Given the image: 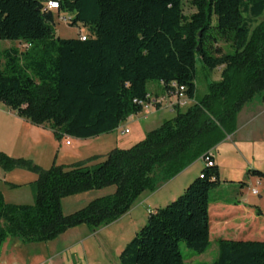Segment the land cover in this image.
I'll return each instance as SVG.
<instances>
[{"label": "trees", "instance_id": "trees-1", "mask_svg": "<svg viewBox=\"0 0 264 264\" xmlns=\"http://www.w3.org/2000/svg\"><path fill=\"white\" fill-rule=\"evenodd\" d=\"M46 1L0 0V102L19 117L49 127L59 140L87 139L141 113L151 100V80L167 91L175 88L172 82L185 87L194 103L93 165L88 161L96 156L44 169L0 151L3 168L38 174L29 183L32 204L8 202L0 191V247L9 239L47 242L82 224L96 230L117 221L145 192L156 191L232 135L248 102L259 95L264 104V20L258 22L264 0H190V14L185 0H56L71 25L87 27L85 40L80 33L57 36ZM7 40L31 46L2 48ZM198 59L210 71L223 67L222 78L209 82L200 100ZM212 158L183 194L150 212L122 250L120 264H186L182 244L197 253L209 248L210 195L221 182ZM249 174L264 176L258 169ZM110 186L114 192L63 212L64 198ZM257 213L264 214L259 207ZM217 240L212 264H264V238Z\"/></svg>", "mask_w": 264, "mask_h": 264}, {"label": "rangeland", "instance_id": "rangeland-1", "mask_svg": "<svg viewBox=\"0 0 264 264\" xmlns=\"http://www.w3.org/2000/svg\"><path fill=\"white\" fill-rule=\"evenodd\" d=\"M189 1L185 0L186 14L195 11V8L190 5ZM70 16L67 12L54 11V22H51L50 25L57 36L71 38L79 36L80 30H83L84 33L88 32L87 27L81 23L71 25L68 21ZM262 20H264V16L260 17L258 22ZM18 43L7 40L2 43V48H6L11 44V46H18L24 49V46H20ZM222 69L223 67H219L214 71H210L204 67L200 59L197 60L196 100H200L208 92L209 82L222 78ZM148 90L150 94H156L163 92L164 87L160 81L151 80L148 83ZM163 102L162 100L158 104L156 103L153 108H144V111L148 112H145L146 114L142 113L140 119L136 122L129 123L131 132L126 133L122 131L125 125L121 124L118 129L112 132L87 139L65 136L59 140L55 136V138L49 136V127L45 126L43 128V126H37L17 115L21 119L19 126L10 123L11 121L8 119L3 120V122H6L0 124V151L15 158L30 159L34 164H38L44 168H50L55 163L57 165L72 164L93 156L96 157L91 158L88 164H97L105 160L108 153L114 148H124L123 144L132 141L134 138L136 139L139 129L144 132L153 130L159 127L165 120L175 116L177 108L185 110L191 103H194L189 101L187 105H180L172 103V100L168 103L167 100L165 103L168 105L164 104L166 105L164 109L174 108V111L164 110L162 112L151 113L154 108H158V105L163 106ZM263 105L258 95L253 101L248 102L244 108L247 106L250 108L263 107ZM0 108L4 111L2 113L3 116L5 114V116L12 118V116H9L10 111H12L11 108L1 102ZM13 115L16 117L14 112ZM4 128H6L5 132ZM247 132L248 130L242 129L237 138H241ZM248 133L252 134V131ZM254 135L264 138V124L261 121H259V130ZM67 140L70 141L69 144ZM137 140L140 141V139ZM215 155L220 164L221 182L211 191V204L217 203V200H228L232 205H236V201L242 197L240 190L243 189L244 196L250 198V204L246 203V206L249 209H255V217L257 219L241 218L240 222L248 225V227L256 226L262 228L264 214L258 215L257 208H261L264 212V179L249 174V168L253 169V167L251 165H245L246 162L244 160L231 163L227 159V154H223L221 149L215 150ZM256 164H259L260 168L264 171V162H257ZM205 165L206 163L201 157L187 168L188 170L183 176L177 178L180 180H174L175 182H172V184H165L154 192H145L147 194L140 197L129 211L122 216L121 220L111 226H104L92 230L86 224H82L81 226H77L78 228H70L76 230H70L64 236H59L60 238L58 237L47 242L24 243L19 241V244L16 245L17 239L7 240V242L11 243L10 251L15 250V259H13L12 263L14 262L15 264V261H20L19 258H22L27 264H51L50 258L59 250L62 251L63 256L57 259V262L61 261L59 264H120L122 250L147 223L150 212L166 206L183 194L184 189L178 188L179 183L186 178L193 179L198 177ZM37 176V173L31 169L21 167L14 170H7L0 164V190L4 193L8 202L32 204L34 199L29 183L34 181ZM5 181L17 183L20 186L11 188ZM241 182H245L243 187H241ZM254 188L258 189L259 194L252 192ZM114 191L115 186H110L68 196L63 199V212L67 215L71 214L86 206L90 201ZM237 203L239 205L240 201H237ZM237 218H239L238 215H232L230 220L233 222ZM124 228L128 229V233L122 236V230ZM262 236H264V232H261V235L257 238H264ZM4 244L0 247V255ZM182 251L186 258V264H212L219 255L218 240L213 236L211 245L203 253H197L186 248L184 244H182Z\"/></svg>", "mask_w": 264, "mask_h": 264}, {"label": "crops", "instance_id": "crops-1", "mask_svg": "<svg viewBox=\"0 0 264 264\" xmlns=\"http://www.w3.org/2000/svg\"><path fill=\"white\" fill-rule=\"evenodd\" d=\"M54 11L55 10H53V12ZM3 42L4 41H2V43ZM9 46H11V44H9L7 47H9ZM150 97H152L151 99H153V100L162 99L164 101L163 106L159 105L158 108H154L151 111V113L152 112L157 113V112H162L164 110H167V109H164V108H166V105H168L165 102H167V100H168V103H169V101L174 99L170 95L169 91H167V90H164L163 92L156 93V94H150ZM189 101L194 102V100H189ZM189 101H187L184 105L189 104ZM164 104H166V105H164ZM167 111H170V112L174 111V108H168ZM13 112L16 114V112L14 110L10 111V114H9V116H12V118H13V120H12L11 117H7V116H5V114L3 116L2 113H4V111H3V109L0 108V124L5 123L6 121L3 122V120L8 119L9 121H11L10 123H13V124L19 126L21 119H19V117H17V114L15 117L13 115ZM142 113H143V111L141 113L130 116L128 118V120L123 123L125 126H124L122 131L125 132V129L128 128L129 132H131V128L129 127V123L136 122L138 119H140V115ZM9 118H11V119H9ZM259 121H261V123L264 124V105H263V107L259 106V107L250 108L249 106H247V107L243 108V110L239 113V115L237 117V130L232 135H229L223 142H221L219 145H217L211 151L213 156H214L215 162L219 166V169H220V164H219L218 160L216 159L215 150L221 149L223 151V154H227V156H228L227 159L229 160V162H231V163L235 162L236 163V162H241L244 160L246 162L245 165H251V167H253V169H258V170L263 171L260 168L259 164H256L257 162L258 163L264 162V138H262L261 136L257 137L256 135H254V133L259 130ZM3 127H4V125H3ZM43 128H45V126H43ZM242 129H244L246 131L248 130V132L252 131V134L247 132V133L243 134L241 136V138H237V136L240 134V131ZM5 130H6V128H4V132H5ZM48 132L47 133L49 134V136H52V137L55 136L51 129H49ZM146 133L147 132H144L141 129H139V131L137 133L138 136L136 137V139L134 138L132 141L127 142L126 144H123V147L124 148L131 147L132 145H134L133 143L138 141L137 139L142 140L145 137ZM67 141H69V140H67ZM44 169H48V168H44ZM249 169H251V168H249ZM187 170L188 169H186L184 172L179 174L178 177L173 178L172 180H170L169 182H167L165 184H172V182H175L174 180H180L177 178H180L181 176H183V174H185V172H187ZM37 177H36V179H37ZM258 177L260 179H264V176L263 177L258 176ZM193 179H191V178L183 179L184 181L179 183L178 188H182L185 190V188L188 186V184L190 182L193 181ZM5 183L8 184L11 188H17V187L12 186V184H17V183L9 182V181H5ZM165 184H163L162 186H164ZM240 192L242 193V197L237 200L238 202L240 201L239 205H232V204H230V202L228 200H217V203L211 204V206H210L211 239L213 236H215L216 239H218L220 237L256 238L259 235H261V232L262 233L264 232V224H263L262 228H259L256 226L248 227V225L240 222L241 218H243V219L251 218L254 220L257 219V217H255V209H249L246 206V203L250 204V202H249L250 198L244 196L243 189H241ZM145 194H147V193H144L142 196H144ZM257 194H259V192ZM171 197H174V196H171ZM5 199H6V197H5ZM13 203H22V202H13ZM262 212H263V210H262ZM232 215H238L239 218H237L235 221L231 222L230 217ZM121 218L118 219L117 221L105 226V227L111 226L112 224L119 222V220H121ZM70 230H76V229H68L66 232H69ZM66 232L61 234L60 236H64L65 234H67ZM127 233H128V229L124 228L122 230V236L126 235ZM262 237H264V236H262ZM19 241L20 240L17 239V243H15V244L16 245L19 244L18 243ZM10 244L11 243H9V242H6L4 244V246L2 248L1 255H0V264H14V262L12 263V261H13V259H15L14 258L15 250L13 249L12 251H10L11 250ZM121 249H123V248H121ZM62 257H63L62 251L57 250V252L50 258L51 264H59V262H61V261L57 262V259L62 258ZM19 260L20 261H15V264H17V263L27 264V262L25 263V261L22 258H19Z\"/></svg>", "mask_w": 264, "mask_h": 264}, {"label": "built area", "instance_id": "built-area-1", "mask_svg": "<svg viewBox=\"0 0 264 264\" xmlns=\"http://www.w3.org/2000/svg\"><path fill=\"white\" fill-rule=\"evenodd\" d=\"M44 6H45V9H48V10H58L59 2L56 0H47L45 2ZM70 19H71V17L68 18V20H70ZM80 38L83 40H85L87 38V35L82 30L80 31ZM23 46H24V48H29L31 46V44L25 43ZM171 85L175 87L174 89L169 90L170 95L174 98L172 100V103L184 105L187 101H189V99L185 95V87L178 86L175 82H172ZM161 101H162V99L150 100V102L144 103V108L145 109H149L150 107L153 108L154 105H156V103L158 104ZM145 112L147 113L148 111H144V109H143V113H145ZM125 132L128 133L129 129L126 128ZM67 142L69 143L70 141H67ZM212 155H213L212 152H209L208 154H206L202 157L204 159L206 165H212L213 164L214 160L212 158ZM201 176H203V175H201ZM252 191L254 194L258 193V189H256V188H254Z\"/></svg>", "mask_w": 264, "mask_h": 264}, {"label": "bare ground", "instance_id": "bare-ground-1", "mask_svg": "<svg viewBox=\"0 0 264 264\" xmlns=\"http://www.w3.org/2000/svg\"><path fill=\"white\" fill-rule=\"evenodd\" d=\"M68 143V142H67Z\"/></svg>", "mask_w": 264, "mask_h": 264}]
</instances>
